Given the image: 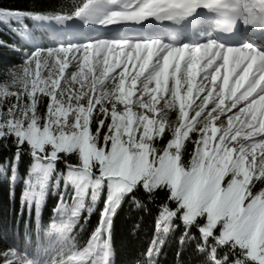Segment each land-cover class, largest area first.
<instances>
[{"label":"snow or ice","instance_id":"1","mask_svg":"<svg viewBox=\"0 0 264 264\" xmlns=\"http://www.w3.org/2000/svg\"><path fill=\"white\" fill-rule=\"evenodd\" d=\"M0 24L21 40L0 41L21 56L0 83V144L14 149L0 179L15 200L30 156L21 206L35 211L0 264H114L123 202L158 205L135 264H158L180 229L177 264L186 247L197 264H264V0H34L0 6Z\"/></svg>","mask_w":264,"mask_h":264},{"label":"trees","instance_id":"2","mask_svg":"<svg viewBox=\"0 0 264 264\" xmlns=\"http://www.w3.org/2000/svg\"><path fill=\"white\" fill-rule=\"evenodd\" d=\"M40 2L70 7L78 0H40ZM34 3V0H0V6H14L22 9H28ZM26 23H31L26 21ZM0 41L7 45H20V38L0 24ZM21 62L20 53L14 51L11 47L0 44V83L4 82L6 69ZM14 149H5L0 144V163H3L6 157H10ZM31 157L25 155L22 157L19 174L20 179L15 184V200L7 195V185L3 179H0V249L5 244H22L25 222L35 227V211L29 213L27 207L21 206V195L24 189V179L27 176ZM63 187V186H61ZM71 192V189H69ZM58 195L54 190H50L45 198V203L41 210V224L47 229L51 225L53 209L58 202ZM71 202V201H69ZM104 206V198L101 197L92 213L82 212V217L87 216V223L81 219L84 224L83 231L77 229L78 240L81 245L85 244L91 236L99 222L100 212ZM158 215V205H148V210H137L129 202H123L113 219L112 229V247L114 250V264H135L142 258V254L151 244L156 235V217ZM182 229L168 235L166 242L161 248L158 256V264H177V251L179 250V236ZM184 264H197L196 254L187 247L182 255Z\"/></svg>","mask_w":264,"mask_h":264}]
</instances>
